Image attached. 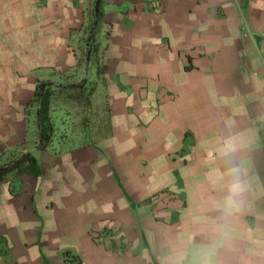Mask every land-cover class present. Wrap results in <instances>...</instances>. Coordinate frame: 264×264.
Segmentation results:
<instances>
[{
  "label": "crops",
  "instance_id": "1",
  "mask_svg": "<svg viewBox=\"0 0 264 264\" xmlns=\"http://www.w3.org/2000/svg\"><path fill=\"white\" fill-rule=\"evenodd\" d=\"M103 1L108 136L39 151L37 84L79 71L96 0H0V163L43 170L0 188V264H264V0Z\"/></svg>",
  "mask_w": 264,
  "mask_h": 264
},
{
  "label": "trees",
  "instance_id": "2",
  "mask_svg": "<svg viewBox=\"0 0 264 264\" xmlns=\"http://www.w3.org/2000/svg\"><path fill=\"white\" fill-rule=\"evenodd\" d=\"M104 1L96 0L92 16L90 17L89 24L85 27V34L87 35L83 41V49L85 56V65L88 68L92 63H96L97 71L100 75L101 62H100V43H98V37L101 33V29L105 24L104 21ZM86 52V53H85ZM96 83L89 81V78H85L82 82L65 84L63 82L54 81H42L37 84L35 97L31 104L37 106V126L39 132V140L37 142V149L39 151H46L52 146L55 133L57 130L55 121L51 115V106L55 98L70 100H77V103L82 106L83 109H89L92 105V97L96 92ZM60 95V96H58ZM58 96V97H57ZM89 120L83 118L82 125L87 128L85 135H88ZM43 174L42 167L36 157L34 151L21 152L14 154L6 162L0 163V188L12 179L22 177L24 175L37 178ZM16 184L11 183V191L15 192ZM20 189V187H17ZM18 193L22 190H18ZM68 264H81L82 260L79 256L73 255L71 252L64 253Z\"/></svg>",
  "mask_w": 264,
  "mask_h": 264
},
{
  "label": "rangeland",
  "instance_id": "3",
  "mask_svg": "<svg viewBox=\"0 0 264 264\" xmlns=\"http://www.w3.org/2000/svg\"><path fill=\"white\" fill-rule=\"evenodd\" d=\"M92 12L90 16H92ZM103 34L104 32L102 29L101 34L98 37L102 42H104V39L107 40V36H105L104 38ZM84 51L85 49H83L82 46L79 59V71H75V74L68 72L67 75H60L57 78L59 82L60 80L62 82H67L69 80L82 82L85 77L87 78L88 72V78L90 79L89 81L92 83H96V85H99L97 83L99 79L96 67L97 65H95L94 68L93 65H91L90 70H87L86 72ZM99 60L102 63V54H100ZM64 95L65 94L61 95L63 96V99L61 100L55 98L51 106V115L57 127L52 146L58 149L64 146L73 148L82 144L93 143V140L98 141L99 139H101V136H103V138L108 136V134L106 133L107 127L105 125L108 120V118L106 117V114L108 112V104L106 103V101L102 102L103 99L105 100V97L103 96L104 94L99 93L97 94L95 100L92 99L94 101H92L90 110L83 109L79 102L77 103L76 99L70 100L65 98ZM83 118H87L90 121L88 126L89 128L87 130L88 135L84 134L87 128L82 125ZM50 149L51 147L48 148V150Z\"/></svg>",
  "mask_w": 264,
  "mask_h": 264
},
{
  "label": "clouds",
  "instance_id": "4",
  "mask_svg": "<svg viewBox=\"0 0 264 264\" xmlns=\"http://www.w3.org/2000/svg\"><path fill=\"white\" fill-rule=\"evenodd\" d=\"M225 196V212L232 214L243 206V196L246 191V183L242 172L238 167L228 169Z\"/></svg>",
  "mask_w": 264,
  "mask_h": 264
},
{
  "label": "built area",
  "instance_id": "5",
  "mask_svg": "<svg viewBox=\"0 0 264 264\" xmlns=\"http://www.w3.org/2000/svg\"><path fill=\"white\" fill-rule=\"evenodd\" d=\"M263 65H264V60H263Z\"/></svg>",
  "mask_w": 264,
  "mask_h": 264
}]
</instances>
